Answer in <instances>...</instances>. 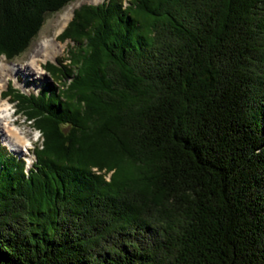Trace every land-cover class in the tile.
Listing matches in <instances>:
<instances>
[{
	"label": "trees",
	"instance_id": "obj_1",
	"mask_svg": "<svg viewBox=\"0 0 264 264\" xmlns=\"http://www.w3.org/2000/svg\"><path fill=\"white\" fill-rule=\"evenodd\" d=\"M74 1L0 0V55ZM122 1L3 93L42 149L0 145V264H264V0Z\"/></svg>",
	"mask_w": 264,
	"mask_h": 264
},
{
	"label": "rangeland",
	"instance_id": "obj_2",
	"mask_svg": "<svg viewBox=\"0 0 264 264\" xmlns=\"http://www.w3.org/2000/svg\"><path fill=\"white\" fill-rule=\"evenodd\" d=\"M127 1L128 0H123L122 4L125 6L127 5ZM81 0H76L70 4H67L66 6H64L61 10L55 12V13H51L48 14L45 18V22L42 26V28L40 29L38 35L35 37V39L32 40V42L30 43L29 47L26 49L25 52H23L20 56L12 59V60H6L5 57L3 55H0V61L2 62H14V63H23L24 61H26L27 57H28V53L29 51L33 48V46L35 45V43H37L38 41H40L42 38H52L55 37L57 43H60L62 45L65 46V50L62 52V54L58 55V57L56 58L55 61H46L45 63H43L42 68L45 67L48 63H57L58 61H63L66 58V63L68 62V54H67V50L68 48L73 47V43L70 42L69 40H61L60 38V34L61 32L66 28V26L68 25V23L72 20L73 18V12L71 15L70 20L68 21L67 25L64 27V29L62 28V30L60 29V24H57V19L60 17V15L66 11L70 6L73 7V11L76 9H79L81 6L83 5H87V6H98L101 5L104 2H108V0H103L101 2L98 3H88V2H82ZM75 46V45H74ZM64 62V61H63ZM18 84H16L13 80V82L10 81V83L8 84V86H11L13 89H15L16 91H18L21 94L24 95H30V94H37L38 91L41 89V87L47 83L51 82V79L49 77V75H47L44 70L42 72L41 75H27L24 74V72L20 73L18 76ZM69 81H71V78L69 77H64L61 78L60 82L56 81V84L58 85V87L60 89H62L61 84H66L68 85ZM54 84V83H53ZM55 85V84H54ZM7 86V87H8ZM7 87L2 91V95H1V99L3 100H7L9 102L10 105V123H14V127L17 128V131L20 132L21 136L24 135L25 138L29 139V146L27 147V149H25L24 151H22L21 153L19 152H14L10 149V147L8 146V144L6 143V141L4 140V136H0V145L4 146L7 149V152L10 153L11 155L16 156L17 158H24V161L27 163V166H31V164L34 162L35 160V156L33 154V150L34 148L36 149H42V136L40 134V132L36 129L33 128V124L31 121H28L23 113H18L17 112V107H16V103L12 102L10 100V98L8 96H3V93L7 90ZM106 180H108V176L106 177Z\"/></svg>",
	"mask_w": 264,
	"mask_h": 264
},
{
	"label": "bare ground",
	"instance_id": "obj_3",
	"mask_svg": "<svg viewBox=\"0 0 264 264\" xmlns=\"http://www.w3.org/2000/svg\"><path fill=\"white\" fill-rule=\"evenodd\" d=\"M82 2L98 3L103 0H81ZM81 2V3H82ZM73 7H69L57 19L60 29H64L71 18ZM65 46L57 43L55 37L42 38L35 43L29 51L26 61L23 63L2 62L0 61V136H4V140L14 152L21 153L29 146V139L21 136L14 123H10V105L7 100H2V91L8 86L11 80L18 84V76L24 72L27 75H41L43 72L42 64L46 61H55L58 55L62 54ZM11 81V82H13ZM2 136V137H3Z\"/></svg>",
	"mask_w": 264,
	"mask_h": 264
}]
</instances>
